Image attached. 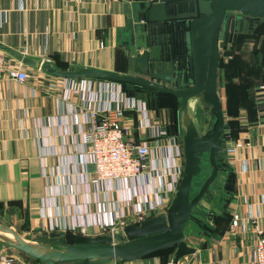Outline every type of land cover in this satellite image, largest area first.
Instances as JSON below:
<instances>
[{"label":"crops","instance_id":"1","mask_svg":"<svg viewBox=\"0 0 264 264\" xmlns=\"http://www.w3.org/2000/svg\"><path fill=\"white\" fill-rule=\"evenodd\" d=\"M140 1L0 0V44L53 65L55 55L62 65L60 69L67 71L83 67L126 74L125 42L131 16L123 8L127 6L134 14ZM263 38L258 41L257 51H264ZM231 46L241 48L232 43ZM257 58L262 60L260 54ZM24 70L29 75L38 71L27 66ZM38 78L24 83L0 80V224L14 229L24 239L33 240L39 235H78L74 232L78 233L85 225L87 237L106 235L108 232L103 231L102 225L112 221L113 241H123V227L135 223L130 207L121 202L125 193L119 183L100 186L89 179L84 181L88 168L84 164L86 156L79 126L84 114L98 102L88 101L84 88L68 98L61 86L53 84V77ZM243 78L247 82L243 86L258 84L259 76ZM77 81L80 84V79ZM100 86L108 90L109 85L94 81L95 92ZM104 102L106 98L101 96L100 104ZM236 124L231 131L225 119L224 142L239 140L251 147L239 151L233 166L235 199L230 204L228 229L212 235L210 242L214 247H197L194 254L179 264L250 262L251 227L248 225L242 232L240 228L231 230L229 224L233 214L244 218L249 206L257 209L264 194V127ZM166 145L170 146L168 140ZM242 159H249L248 172L241 170ZM166 180L169 182L171 175ZM118 215L123 218L119 220ZM261 223L264 226V217ZM72 227L77 229L73 232ZM1 255L11 259L10 264H38L3 247L0 264H4ZM146 258L110 264H165L159 258Z\"/></svg>","mask_w":264,"mask_h":264},{"label":"water","instance_id":"2","mask_svg":"<svg viewBox=\"0 0 264 264\" xmlns=\"http://www.w3.org/2000/svg\"><path fill=\"white\" fill-rule=\"evenodd\" d=\"M127 22V73L94 68L60 70L47 60L34 59L2 44L0 51L24 66L64 79H96L126 83L170 95L179 104L178 119L182 142L183 171L168 208L162 214L123 227L124 240L114 242L111 234L87 237L66 233L21 237L0 225V242L39 264L126 263L174 248L170 264L195 253L186 243L185 227L192 211L204 198L218 172L223 154L225 119L218 95L220 51L233 42L225 34L227 15L264 20V0H142L134 14L124 6ZM179 73V74H178ZM194 106L215 120L210 131L201 132L194 119ZM208 113V114H207ZM208 155L210 174L191 196L192 181L200 172V162ZM210 223L214 221L210 217ZM213 230L212 224H207Z\"/></svg>","mask_w":264,"mask_h":264},{"label":"built area","instance_id":"3","mask_svg":"<svg viewBox=\"0 0 264 264\" xmlns=\"http://www.w3.org/2000/svg\"><path fill=\"white\" fill-rule=\"evenodd\" d=\"M24 69L23 64L10 60L0 51V80L24 83L29 79H37L38 76L53 77L56 81L53 84L61 86L68 98L79 93L80 88H84L87 91V100L98 102L97 106L84 114L79 126L81 146L86 156L84 164L88 168L84 181L89 179L100 186L119 183L125 193L121 202L130 207L135 224L164 213L175 194L181 175L178 136L171 131L167 132L172 125L169 110L166 107L152 108L139 99L126 96L121 84L116 82L81 78L78 84L77 79L58 78L40 71L29 75ZM94 81L108 83V90L100 86L95 92ZM263 93L262 85L256 87L253 92L257 108L256 125L259 127H264ZM101 96L106 98L103 105L100 104ZM125 113L134 114L136 126L123 121ZM133 133L137 134L140 140L133 138ZM167 140L169 147L166 145ZM250 147L251 145L244 141L230 140L225 143L223 153L233 168L239 151L248 150ZM239 164L242 171H249V159H242ZM168 175H171L169 182L166 180ZM263 209L264 194L259 198L257 209L249 206L244 218L233 214L230 219L231 230L240 228L245 232L248 225L251 227L253 239L248 246L249 264H264V226L261 223L264 217ZM41 215L44 216V211H41ZM122 218V215H118L119 220ZM86 226H81L78 233L74 232L77 227H72L71 230L86 236ZM102 229L114 235L115 227L112 221L105 222ZM1 260L4 264L11 263V259L5 255H1Z\"/></svg>","mask_w":264,"mask_h":264},{"label":"rangeland","instance_id":"4","mask_svg":"<svg viewBox=\"0 0 264 264\" xmlns=\"http://www.w3.org/2000/svg\"><path fill=\"white\" fill-rule=\"evenodd\" d=\"M260 31V36H254L251 40L245 42V48L241 46V48L237 50V48H234V46L230 45L225 51H220V66L218 67L217 76L218 95L222 103L223 115L225 116L224 119H226V127H228L231 131L232 127L236 123H246L252 126H255L257 124V114H253L255 118L252 115L254 105L252 102L249 101V93L255 84H251L250 87L247 85L243 86L245 83H247H244L243 77H249L252 75L253 77L258 76L257 63L255 62V56H257L256 54L258 52L256 46L258 44L259 39L263 38L264 36V23L261 26ZM244 59L248 60L245 61ZM234 78H236L235 83L233 82ZM236 91L240 92L235 93ZM123 92L128 97L133 96L132 91L123 90ZM237 98H239V101L236 100ZM139 100L149 105V100L146 96L142 95ZM194 107L195 108L193 113L197 128L201 132H204L209 127L210 119L207 115H205L202 121L201 114L203 111L205 112L206 109H201L197 106ZM123 121L132 126H136L135 117L133 113H125ZM167 132L169 133L170 131L168 130ZM132 137L136 140H140L137 134L133 133ZM177 139L179 142L177 143V145L180 151L179 164L181 167L182 174L184 163L182 154V142L181 137H177ZM218 161L219 172L215 181L210 186V198H204L201 201L199 206L196 207V209L191 213L190 218L185 227L186 243L189 247H192L194 249L197 247H201V249L209 248L210 246H212L210 242L212 235L223 234L228 229L227 227L228 220L230 218V204L235 199V191L233 190L229 192L226 188V185L227 177L229 175L228 168H230L232 171L233 168L229 165L225 153H223V155L219 157ZM209 174L210 167L208 162V155L205 154L200 162V172L192 181L191 196H194L197 193V191L199 190L205 179L209 176ZM208 216L215 217V219L217 220L216 227H214L215 225L213 223H210L208 221ZM208 223L213 224V230L210 231L206 228V225ZM12 230L15 231L14 229ZM0 247L10 250V248L4 246L1 242ZM173 253L174 248L166 251H161L156 254H152L148 256L145 260L151 258H159L161 261H164L165 264H170ZM183 260L184 258L181 259L179 263H181ZM136 263H140V261Z\"/></svg>","mask_w":264,"mask_h":264},{"label":"trees","instance_id":"5","mask_svg":"<svg viewBox=\"0 0 264 264\" xmlns=\"http://www.w3.org/2000/svg\"><path fill=\"white\" fill-rule=\"evenodd\" d=\"M263 23H264V20H261L260 24L256 27V29L254 30V32L252 33V35H248V36L237 35L236 38L233 40L232 45H236V46L240 47L246 41L251 40L254 36H260L261 35L260 28L263 25ZM259 54H260V56H262V60H261V58L260 59L257 58L259 56ZM256 55L257 56H255V62L257 63L259 80H258V84L254 85V87L252 88V90L249 93V101L252 102L253 105H254V110L252 112V115L254 113L256 114V111H257L256 101H255L253 92H254L255 88L258 87L259 85L264 86V51L263 50H258V52H257ZM53 58L55 60L54 66H56L58 69H60V67L62 68V65L60 63H58L59 62L58 61V57H56L54 55ZM219 66H220V64H219ZM60 70H65V68L64 69H60ZM120 84H121L123 90L132 91L133 95H140V96L144 95V96H146L148 98V100H149V106H151L152 108L167 107V108H170V109L171 108L172 109H176L177 107H179V104L177 103V101L175 100V98H173L170 95L160 94V93H157L155 91H152V90H149V89H146V88H143V87H138V86H135V85H131V84H126V83H120ZM263 96H264V93H263ZM254 118H255V116H254ZM238 128H239V126H238ZM223 164H224V162H223ZM225 171H227V170H225ZM228 173H229V175L227 177V185H226V188L230 192V191H233L234 190V183H235V180H234L235 178L234 177L235 176H234L233 171L230 168H228ZM210 217L211 216H208V219ZM211 218L214 221L213 222L214 225H216L217 220L215 219V217H211ZM164 251H166V250H164ZM159 252H161V251H159ZM156 253H158V252H156ZM156 253H154V254H156ZM31 261H33V260H31ZM33 262L38 263L37 261H33Z\"/></svg>","mask_w":264,"mask_h":264},{"label":"flooded vegetation","instance_id":"6","mask_svg":"<svg viewBox=\"0 0 264 264\" xmlns=\"http://www.w3.org/2000/svg\"><path fill=\"white\" fill-rule=\"evenodd\" d=\"M242 21H243L242 31L237 32V30L239 29L240 18H238V16H236V15L228 14L227 15V22H226L225 29H224L225 34L227 33L230 36L232 33L233 40L236 38L237 35H244V36L252 35V33L254 32L256 27L261 22V20H256V19H243ZM229 45H231V44H228L227 48L229 47ZM179 107L177 109H172V108L170 109L169 108L168 110H169V116H170L171 123H172V125L170 127V131L172 133H174L175 135H177L178 137H181V135H180L181 133L179 130V124H178V122H179V119H178ZM200 123H201V121H200ZM214 124H215V120L210 119V124H209V127L206 130V132L210 131L212 129V127L214 126ZM224 139H225V137H224ZM224 139H223V143H222L223 147H224V141H225ZM222 155H220V156H222ZM219 157H218V159H219Z\"/></svg>","mask_w":264,"mask_h":264}]
</instances>
